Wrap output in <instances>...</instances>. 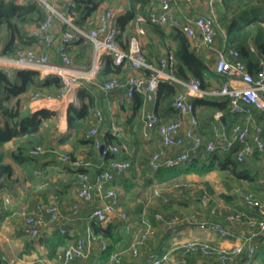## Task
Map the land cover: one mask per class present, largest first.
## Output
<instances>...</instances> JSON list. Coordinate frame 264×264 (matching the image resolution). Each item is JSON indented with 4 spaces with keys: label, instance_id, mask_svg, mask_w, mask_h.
<instances>
[{
    "label": "built area",
    "instance_id": "obj_1",
    "mask_svg": "<svg viewBox=\"0 0 264 264\" xmlns=\"http://www.w3.org/2000/svg\"><path fill=\"white\" fill-rule=\"evenodd\" d=\"M37 1L46 10V15L39 24H32L28 27L29 34L35 38L37 46L19 48L12 55L0 54V70L7 76L13 75V68L36 70L41 79L57 75L60 77L62 86L56 98H63L71 82H95L104 66L106 56H111L112 63L124 68L126 72L123 77L111 76L104 79L99 86L105 91L122 88L128 97L140 94L145 104L155 100L160 82L178 83L182 87L174 95L171 107L186 119L187 125L183 126V118L162 121L158 115L145 109L144 105L140 109L139 117L143 124V134L148 136L151 131L155 130L160 136L161 146L153 150L147 159V166L152 172L180 165L190 157V149L207 153L213 152L219 144H222L226 149L235 148L233 156L238 162H242L248 154L255 150L259 152L264 150L262 126L255 124L253 130L250 127V124L254 122L255 111L264 114V56L258 57V67L253 74L247 69L246 64L237 58L236 49L229 48L227 51H219L214 70L224 75L225 79L219 86L203 89L198 80L194 78L182 80L172 73L175 64L172 52L152 61L147 57L135 34L129 37L127 46L122 47L116 39L118 29L114 9L106 7L98 10L93 23L86 28L76 23L74 12L76 0H65L60 9L50 0ZM171 1L149 0V21L158 26L178 29L188 38L191 48L196 52L200 51L202 44L210 45L216 35L214 15L183 18L175 14ZM209 1L211 3L221 0ZM56 20L62 27L59 37H55L53 30ZM84 41L91 45L90 60L88 63H74L68 48L72 44ZM249 48L255 52L254 46L250 45ZM52 49L55 50L59 61L52 59ZM233 79L240 81L242 85H233ZM205 95L227 96L229 110L241 116L242 120L233 122L227 131L219 124L221 112H217L214 115L215 120L210 123L211 134L208 138H204L198 132L200 121L189 97ZM41 96L47 99L53 98L49 94L33 91L28 94V101ZM94 117L98 123L103 120V113L100 109H95ZM53 122L56 126L55 117ZM85 136L93 137V146L97 149L104 145L100 150L103 156L108 153L113 156L102 163H96L82 155L71 158L66 154H58L57 159L61 164L68 163L76 170L77 191L76 199L71 203L72 216L78 215L80 202L95 200L91 212L95 221L105 222L111 216H116L122 220L123 229L130 233L127 249L134 259L133 264H178L179 258L172 254L173 248L160 254L152 250L143 253L142 248L147 239L156 234V222H164L166 230L176 233L179 230L180 220L175 216L166 219L161 211H155L153 213L143 212L135 222H132L128 212L120 206V192L112 182L131 167L129 159L116 156L128 150V143L121 140L118 144H105L99 136L96 124L90 126ZM187 142H191V146L186 147ZM167 147H176L179 151L169 154ZM44 151L45 147L42 144H36L29 148L28 154L36 156ZM92 167L98 169L94 178L90 174ZM5 178V174H0V190L5 183ZM194 186L195 183L192 181H176L171 184L170 188L180 190ZM152 195L163 203L169 202L170 199L165 189L160 186L152 188ZM208 199V193L203 189L200 201L202 204H207ZM242 200L249 206L257 208V214L246 215L237 210L225 213L226 220H241L244 223L236 234L234 244L223 246L202 239H188L175 246L180 258L198 253L204 257H214L218 264H235L241 256L247 259L254 258L256 240L264 235V204L250 192L244 193ZM5 202H9V197L5 198ZM211 210L214 211L213 208ZM15 213L22 219L23 233L36 238L40 235L43 225L59 220V196L52 194L47 200L36 201L32 208L23 206ZM44 215L47 216L46 220ZM186 220L200 229L210 230L221 237L230 235V231L219 221L199 219L194 213L188 214ZM58 230L63 234L73 236V239L56 249L53 264H70L88 255L93 240L91 235H74L72 229L60 225ZM107 248L108 243L101 241V251ZM122 253V250H111L108 254L109 264H125ZM2 258L5 259V256L3 255ZM34 264L41 263L35 262Z\"/></svg>",
    "mask_w": 264,
    "mask_h": 264
},
{
    "label": "crops",
    "instance_id": "obj_2",
    "mask_svg": "<svg viewBox=\"0 0 264 264\" xmlns=\"http://www.w3.org/2000/svg\"><path fill=\"white\" fill-rule=\"evenodd\" d=\"M50 1L59 9L62 7L63 2H65V0ZM95 1H99L96 10L92 11L85 18L82 25L86 28L93 23L98 10L106 7L112 8L115 10L117 17L125 13L132 5L131 0ZM220 2L214 1L210 3L209 0H172L171 5L175 14L183 18L195 17L197 15H214L215 17V8L217 9ZM262 5L263 3L260 0H247L242 3V8L247 11L255 10L264 14L261 8ZM261 24L264 25L263 22ZM161 27L165 29L166 33L170 30L169 27ZM117 29L118 34H120V42L124 46L127 45L129 37L135 34L147 56L152 61H156L160 56L171 52V49L166 47V45L171 44L170 40L167 37L157 35L149 29L145 19L140 15L135 19H130L123 29L118 26ZM53 30L55 37H59L62 30L59 21H55ZM216 33H218L216 40L214 39L210 45L202 44L199 51L204 54L211 68H214L217 53L219 51H227L224 48L225 29L220 27L219 31L216 29ZM200 37L199 35V40ZM250 45L254 46L251 40L249 41ZM33 46H37V44L35 43ZM1 48L2 43H0V50ZM68 50L74 63L89 62L91 57V45L89 42L84 41L72 44ZM51 51L52 59L59 61L55 50L52 49ZM105 64L106 59L104 67L106 66ZM16 70L12 69L13 75ZM125 72L126 70L120 67L118 73H108L104 76L97 75L93 83L71 82L63 98L53 97L47 99L41 96L33 101H28V94L31 92L28 91L24 95L23 113L30 115L41 109H45L52 112V114L47 119H43L39 131L34 137L29 138L32 141L29 144L27 142L28 138L22 136L5 142L0 148L3 153V163L9 164L11 167L10 172L5 174V183L0 190V264H34L35 262L53 264L54 255L50 256L41 238L49 236L54 232L61 233L58 230L59 225L72 229L74 235L86 236L89 234L93 237L88 255L84 258L76 259L70 264H109L108 257L104 256L105 251H101L100 249L101 241L107 242L110 246L112 245L113 249L122 250L125 264L134 263V259L127 249L130 233L123 229L122 220L116 216H111L105 222L95 221L91 216L95 200L80 202L78 215L72 216L71 213V203L76 199V175L74 168L70 164H61L58 161V154L62 153L68 156L82 155L96 163L105 161L100 149L95 148L86 139L83 131L74 133L67 125V107L69 104L75 106L81 104V101L77 97V90L86 84L93 87L92 92L95 95V107L89 110L91 115L89 125L96 124L98 126L102 142L109 140L111 133H116L129 146L127 151L120 152L116 156L129 159L131 167L123 175L117 176L112 182L120 192L121 208L128 212L132 222H135L143 212L153 213L155 211H161L166 219L175 216L181 222L179 230L176 233L166 230L164 222H156V234L147 239L146 244L142 248L143 253L147 250H152L160 254L173 248L172 254L179 258L178 264H218L214 257H204L198 253H192L184 258H180L175 246L188 239H202L214 244L230 246L236 242V234L243 227L244 223L241 220H226L225 213L237 210L246 215H256L257 208L249 206L242 200L243 194L247 192H250L264 204V150L261 152L255 150L242 161L252 171L251 174L255 176V180L253 181L229 175L230 179L227 180V185L221 186L220 182L212 174V171H214L212 170L202 175L195 173L185 174L176 180L192 181L195 183L193 188L172 190L170 186L173 182H157L153 172L147 166V159L153 150L161 146L160 136L155 130L151 131L148 136L143 134V124L139 117L140 109L144 105L145 109L158 115L162 121L183 118V116L178 111L170 109V106L168 108V106L161 103L156 104L155 100L145 104H143L142 100L137 109H134L132 104L133 97H128L124 89L117 88L105 91L100 88L99 84L104 79L111 76L123 77ZM219 75L222 76L219 82L212 81L209 87L219 86L223 82L225 79L224 75ZM232 84L236 86L242 85L236 79L232 80ZM180 88L182 89L181 86ZM41 93L43 92L41 91ZM95 109H100L103 113V120L99 123L94 118ZM217 112H221L219 124L227 131L233 122L242 120L241 116L232 113L229 109L227 114L216 110L211 117L210 114L201 112V109L195 106V113L200 121L198 132L204 138L210 136V123L215 120L214 115ZM254 113V122L250 124V127L253 130L255 124H260L262 126L261 135L264 139V114L257 111ZM54 117L57 122L56 126L53 122ZM182 120L183 126L187 125L186 119L183 118ZM35 144H42L45 147V151L39 155L30 156L28 148ZM189 146H191V142L186 143V147ZM217 149L222 151L229 150L222 146V144H219L215 150ZM166 150L169 154L179 151L176 147H167ZM255 152L257 156H255ZM204 153L206 152L202 150L192 151L190 149V156H201ZM97 170V167L90 168L92 178L96 176ZM154 186H160L165 189V192L170 197L169 202L163 203L160 199L153 197L152 188ZM203 189L208 193L209 199L207 204H202L200 201ZM52 194H58L59 196V220L43 225L40 235L36 238H31L24 234L22 231V219L15 211L23 206L32 208L36 201L47 200ZM7 197H9V202H5V198ZM190 213H194L199 219L221 222L230 231V235L228 237H221L210 230L198 228L197 225L189 223L186 220L187 215ZM43 217L45 220L47 219V216L44 215ZM111 223L117 224V236L119 239L114 243L111 242L110 238L95 232V225L100 224L106 227ZM72 239L73 236H68L67 242L72 241ZM261 243L264 244V235H261L256 240V245ZM3 255L5 259L2 258ZM235 264H257V260L241 256Z\"/></svg>",
    "mask_w": 264,
    "mask_h": 264
},
{
    "label": "trees",
    "instance_id": "obj_3",
    "mask_svg": "<svg viewBox=\"0 0 264 264\" xmlns=\"http://www.w3.org/2000/svg\"><path fill=\"white\" fill-rule=\"evenodd\" d=\"M131 7L123 14L116 17V25L123 29L130 19L142 16L145 19L149 29L159 36L167 37L170 40L167 48L171 49L175 57V64L172 73L179 79L188 80L194 78L199 81L201 88H208L211 82H219L220 76L211 68L206 61L204 54L196 52L191 48L188 38L178 29L170 28L166 33L165 29L158 26L148 19L149 0H131ZM247 0H221L218 6L219 15L216 17L214 24L217 31L220 30L219 23L226 31L224 48L228 50L236 49L238 51L237 58L242 60L247 69L251 73H255L258 67V57L264 56V14L255 10L247 11L242 8V3ZM95 0H76L74 12L76 14V23L83 25L85 18L98 6ZM137 5V6H136ZM46 10L37 0H0V43L2 48L0 54L12 55L19 48L31 47L36 43L34 37L29 34L28 27L32 24H39L45 17ZM242 21V23H241ZM119 35L116 39L122 47ZM218 37V33L214 39ZM252 41L256 51L250 50L249 41ZM214 41V40H213ZM128 43V42H127ZM148 57V56H147ZM150 59V57H148ZM106 66L98 73L99 76L108 73H118L120 67L112 63L111 56H106ZM62 83L57 75H50L41 79L36 70L21 69L16 70L13 76H7L0 70V148L12 139L26 136L28 144L31 137L39 131L43 119L51 116L52 112L41 109L33 114H25L22 112V105L25 94L30 91H39L50 96H56ZM92 86L86 84L77 90V97L81 101L79 106L69 104L66 110L67 125L74 133L86 131L90 128V109L95 107V95L92 92ZM181 90L178 83L160 82L158 84L157 96L155 103L170 106L174 95ZM143 98L140 94L133 96V108L137 109ZM190 100L194 106H198L201 112L212 114L216 110L227 114L229 109V99L227 96H209L202 97L192 96ZM206 110V111H203ZM95 118V117H94ZM93 145V137H86ZM122 138L116 133H111L109 140L105 144H118ZM36 145V144H35ZM34 146V145H33ZM32 147V146H31ZM30 147V148H31ZM29 150V148H28ZM235 148L229 150H214L213 152L204 153L201 156H190L180 165L161 168L153 175L157 182H176L181 176L189 173L202 175L212 170H219L225 175H232L236 178H247L248 181L255 180V176L251 174V170L245 165V162H238L233 158ZM257 153L255 152V156ZM113 154L108 153L105 159L112 157ZM71 158L73 156H70ZM11 167L7 163H3V153L0 149V174L9 173ZM74 171H76L74 169ZM178 182V181H177ZM166 183V184H168ZM95 232L102 234L111 239L114 243L117 241V224L111 223L103 227L100 224L95 225ZM68 236L59 232H54L49 236H44L41 241L46 245L50 256H53L59 246L67 244ZM256 245V244H255ZM112 245H108L105 250V257H108L112 250ZM254 259L257 264H264V244L256 245Z\"/></svg>",
    "mask_w": 264,
    "mask_h": 264
},
{
    "label": "rangeland",
    "instance_id": "obj_4",
    "mask_svg": "<svg viewBox=\"0 0 264 264\" xmlns=\"http://www.w3.org/2000/svg\"><path fill=\"white\" fill-rule=\"evenodd\" d=\"M262 3H263V5L261 6V8H262V12H264V0H260ZM218 15H219V12H218V7H217V9L215 8V17H218ZM264 23V22H263ZM219 25L221 26V28H223L222 27V23L220 22L219 23ZM262 26H264V25H262ZM216 40V39H215ZM54 97H56V96H54ZM212 174L215 176V179L217 180V181H219L220 182V184H221V186L223 185H227V180H229L230 179V176L229 175H225L224 173H221L220 171H218V170H214V171H212ZM229 176V177H228ZM202 203V202H201Z\"/></svg>",
    "mask_w": 264,
    "mask_h": 264
},
{
    "label": "water",
    "instance_id": "obj_5",
    "mask_svg": "<svg viewBox=\"0 0 264 264\" xmlns=\"http://www.w3.org/2000/svg\"><path fill=\"white\" fill-rule=\"evenodd\" d=\"M104 145H101L100 150L103 149Z\"/></svg>",
    "mask_w": 264,
    "mask_h": 264
}]
</instances>
